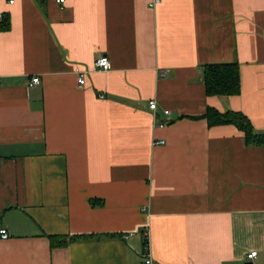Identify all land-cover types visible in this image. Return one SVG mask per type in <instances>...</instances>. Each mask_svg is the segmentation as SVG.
<instances>
[{"label":"crops","instance_id":"0c3cea01","mask_svg":"<svg viewBox=\"0 0 264 264\" xmlns=\"http://www.w3.org/2000/svg\"><path fill=\"white\" fill-rule=\"evenodd\" d=\"M9 1L0 264H144L145 244L151 264H264V147L203 118L264 133V0ZM223 63L239 95L208 96L203 67Z\"/></svg>","mask_w":264,"mask_h":264},{"label":"trees","instance_id":"16d2710c","mask_svg":"<svg viewBox=\"0 0 264 264\" xmlns=\"http://www.w3.org/2000/svg\"><path fill=\"white\" fill-rule=\"evenodd\" d=\"M202 80L204 82L205 94L211 96H237L240 90L239 65L209 64L203 67ZM207 125L220 126L230 124L242 132L247 146L264 147V133L254 130L252 124L243 113L226 111L221 114L212 108L207 109L203 116ZM51 246H65L68 242L66 237H49Z\"/></svg>","mask_w":264,"mask_h":264},{"label":"built area","instance_id":"2783aa9c","mask_svg":"<svg viewBox=\"0 0 264 264\" xmlns=\"http://www.w3.org/2000/svg\"><path fill=\"white\" fill-rule=\"evenodd\" d=\"M35 1H44V0H35ZM55 3L57 5H63L65 3L66 0H54ZM161 0H152L151 3H150V6H155V5H158L160 3ZM14 3V0H10L9 1V4H13ZM2 17V15H0V18ZM93 67L94 69H97L98 71H101V72H105V71H108L110 70L111 68V64H110V61H109V58L107 57V55H104V56H101L99 58H97L94 63H93ZM85 76H86V72H78L77 73V84L80 88H82L85 84ZM39 84V78L38 77H31L30 81H29V87L31 86H36ZM155 107H156V103L155 101H150L149 103V110L150 111H153L155 110ZM166 113H169V112H166ZM164 142L163 141H155L154 144L155 145H159V144H163ZM9 237V234H7V231H5L4 229L0 230V238L3 239V240H6L7 238ZM147 237V236H146ZM146 240V238H145ZM144 264H151L152 263V260H150V257L148 256V245L145 244V248H144ZM255 256V253H250L247 255L248 258H253Z\"/></svg>","mask_w":264,"mask_h":264}]
</instances>
